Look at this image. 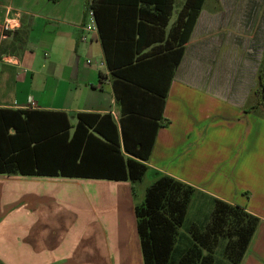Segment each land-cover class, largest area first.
I'll use <instances>...</instances> for the list:
<instances>
[{
	"label": "crops",
	"instance_id": "1",
	"mask_svg": "<svg viewBox=\"0 0 264 264\" xmlns=\"http://www.w3.org/2000/svg\"><path fill=\"white\" fill-rule=\"evenodd\" d=\"M126 1L137 7L106 12L113 58L155 59L169 85L143 199L131 181L0 174V184L20 183L31 196L0 202V264H144L135 207L162 175L196 188L186 221L207 220L215 199L258 217L239 264H264V114L252 108L264 69V0H205L176 68L186 0H147L168 4L161 12ZM88 2L0 0V107L62 111L73 126L79 112L111 113L120 126L123 107ZM23 27L21 49L11 42Z\"/></svg>",
	"mask_w": 264,
	"mask_h": 264
},
{
	"label": "trees",
	"instance_id": "2",
	"mask_svg": "<svg viewBox=\"0 0 264 264\" xmlns=\"http://www.w3.org/2000/svg\"><path fill=\"white\" fill-rule=\"evenodd\" d=\"M139 3L155 5L160 12V5L168 6L160 1ZM204 3L205 0L185 2L177 24L183 35V43L176 51L178 57L184 55L185 43ZM87 7L93 12L106 63L114 77L115 93L123 107L120 126L111 113L79 112L73 126L62 111L0 107V174L137 182L147 172L146 162L161 126L169 85L160 83L162 77L154 67L158 64L155 59L140 55L127 60L113 58V47L106 36V12L117 7L120 14L123 8L137 4L89 0ZM28 34L29 28H21L14 33L11 44L23 49ZM180 61L179 57L175 68ZM252 108L264 114V69ZM152 109L159 116L154 117ZM195 192L193 186L169 175H162L147 189L144 201L135 207L144 264H217L214 250L220 239H227L224 255L230 263L241 262L259 218L238 205L215 199L207 222L192 223L182 233Z\"/></svg>",
	"mask_w": 264,
	"mask_h": 264
},
{
	"label": "rangeland",
	"instance_id": "3",
	"mask_svg": "<svg viewBox=\"0 0 264 264\" xmlns=\"http://www.w3.org/2000/svg\"><path fill=\"white\" fill-rule=\"evenodd\" d=\"M233 54H235V53H233ZM40 57H41V59H39L38 61L40 64H42L45 62L46 58L44 56H40ZM226 63H227L226 61L223 62V64H226ZM2 67H3V65L0 64V68H2ZM16 70L20 74L19 77L26 76V74L28 72V70H25L24 66H21L19 69H16ZM29 78H30V75H28V79ZM220 79L222 80L223 77H220ZM7 93H9V91H7ZM3 94L8 95L6 93H3ZM72 121H73V123L76 122L75 119H73ZM146 180L147 179H145L143 181V183H141L140 181L136 182L137 194H138L139 200L143 199L142 198L143 197L142 192H143V186L146 184ZM38 191L40 193L39 196H41L42 191H45V190L43 188H39ZM29 193H30V190L27 188H23V186L20 183H13V182L10 183L9 182V183H1L0 184V202H2V203L6 202L7 204L10 205L11 203L18 201L19 199H29V198H31ZM53 194H54V192H50L47 195L46 194L45 195L47 197H51ZM4 198H6V199H4ZM190 205H191V203H190ZM191 208L194 209V206L191 205ZM189 213H190L189 216H191V214H192L191 209H190ZM207 220H205L204 223L207 222ZM189 221L190 220L186 221L185 225L180 229V231L182 233H186L188 227L193 223V222H189ZM226 244H227V239H220L219 242L217 243L216 247H215L214 252H215V258L217 260V264H231L230 261L224 255V250H225Z\"/></svg>",
	"mask_w": 264,
	"mask_h": 264
},
{
	"label": "built area",
	"instance_id": "4",
	"mask_svg": "<svg viewBox=\"0 0 264 264\" xmlns=\"http://www.w3.org/2000/svg\"><path fill=\"white\" fill-rule=\"evenodd\" d=\"M90 15L93 17V12L90 10ZM93 28H95V23H94V21L91 23V24H88L87 26H86V29H88V30H91V29H93Z\"/></svg>",
	"mask_w": 264,
	"mask_h": 264
}]
</instances>
